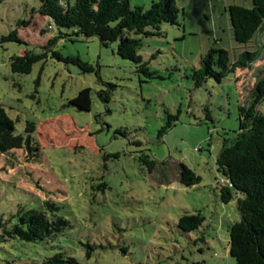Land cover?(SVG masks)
I'll use <instances>...</instances> for the list:
<instances>
[{
    "label": "rangeland",
    "instance_id": "rangeland-1",
    "mask_svg": "<svg viewBox=\"0 0 264 264\" xmlns=\"http://www.w3.org/2000/svg\"><path fill=\"white\" fill-rule=\"evenodd\" d=\"M152 1L131 0L146 8ZM176 2L183 26L163 24L160 36L141 39L150 77L118 57L115 43L103 47L82 35L59 39L54 50L80 57L92 72L48 52L29 74L13 73L12 56L45 52L55 33L36 12L42 0H0V106L16 123L14 139H25L34 124L39 149L32 159L21 147L0 154V222L16 223L20 207L37 210L45 202L69 222L48 241H0V264H40L58 251L78 264H238L228 239L241 220L238 197L222 201L225 178L216 161L239 130V107L264 76V55L262 66L221 82L209 78L198 87L193 75L213 48L229 51L233 62L255 50L234 41L227 11L253 2ZM15 30L27 45L3 41ZM83 88L91 90L90 112L69 105ZM258 109L264 113V100ZM169 116L179 119L162 135ZM182 165L199 184L181 183ZM193 214L205 221L182 231L179 221Z\"/></svg>",
    "mask_w": 264,
    "mask_h": 264
},
{
    "label": "trees",
    "instance_id": "trees-1",
    "mask_svg": "<svg viewBox=\"0 0 264 264\" xmlns=\"http://www.w3.org/2000/svg\"><path fill=\"white\" fill-rule=\"evenodd\" d=\"M252 2V8L234 4L227 11L234 41L251 43L255 50L242 52L233 62L229 51L213 48L201 59V67L194 72L196 86L201 87L209 78L221 82L228 73H235L240 68L251 69L263 58L264 0ZM36 12L47 18L46 28L55 36L50 37L43 47L45 52L39 55L27 50L21 56H12L13 73L29 74L34 65L47 58L48 52H52L58 61L77 64L85 73L92 72L94 68L80 57H64L54 50L59 39L82 35L86 39L97 38L103 47L115 43L118 57L132 61L141 73L151 77L147 64L139 55L141 39L160 36L163 24L183 26V11L176 0H153L147 8L134 5L131 0H42ZM29 23L23 22V26L27 27ZM49 25L53 28L49 29ZM18 35L15 30L3 41L27 45ZM109 99L106 96L104 101L109 102ZM263 100L264 76H261L245 103L239 107L238 132L233 139L224 140L216 161L218 173L225 178L220 189L222 201L228 204L238 197L237 209L241 220L231 225L228 238L230 256L238 264H264V113L258 109ZM91 103V90L83 88L69 105L79 111L90 112ZM178 119V116H169L160 133L163 135ZM15 124L0 106V154H8L21 147L25 148L28 159L34 158L39 151L30 135L35 132L34 124L28 125L25 139H14ZM179 179L188 187L200 182V178L185 165H182ZM58 210L56 205L48 202L37 210L20 207L16 223L0 222V231L3 232L0 241L18 239L38 243L54 239L69 226L67 220L57 215ZM204 221L201 215H186L179 221V226L182 231L191 232L199 229ZM40 264H78V261L64 251H58L46 256Z\"/></svg>",
    "mask_w": 264,
    "mask_h": 264
},
{
    "label": "crops",
    "instance_id": "crops-1",
    "mask_svg": "<svg viewBox=\"0 0 264 264\" xmlns=\"http://www.w3.org/2000/svg\"><path fill=\"white\" fill-rule=\"evenodd\" d=\"M44 18V17H43ZM44 20L45 21H47V18H44ZM44 26H46V24H44ZM263 65V63L262 62H258L257 63V67H260V66H262ZM264 70V69H263Z\"/></svg>",
    "mask_w": 264,
    "mask_h": 264
},
{
    "label": "built area",
    "instance_id": "built-area-1",
    "mask_svg": "<svg viewBox=\"0 0 264 264\" xmlns=\"http://www.w3.org/2000/svg\"><path fill=\"white\" fill-rule=\"evenodd\" d=\"M48 28H49V29H52V28H53V26H52V25H49V26H48Z\"/></svg>",
    "mask_w": 264,
    "mask_h": 264
}]
</instances>
